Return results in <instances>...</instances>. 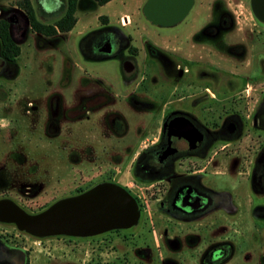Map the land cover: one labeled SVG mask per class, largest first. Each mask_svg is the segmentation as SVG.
Instances as JSON below:
<instances>
[{"label":"flooded vegetation","instance_id":"flooded-vegetation-1","mask_svg":"<svg viewBox=\"0 0 264 264\" xmlns=\"http://www.w3.org/2000/svg\"><path fill=\"white\" fill-rule=\"evenodd\" d=\"M162 2L161 15L152 0H132L127 14L101 12L77 31L69 53L77 61L63 59L66 78L42 102L26 94L20 47L14 55L0 40V202L33 214L107 187L126 194L137 213L86 234H36L1 217L0 224L30 237L83 240L94 250L86 264H264L248 250L238 261L229 235L237 202L218 182L245 179L248 230L261 249L264 0ZM20 18L7 20L17 43L30 30L38 45L66 44L68 31L40 33L29 21L22 36ZM32 199L43 201L21 202ZM106 247L113 254L101 259ZM21 248L0 237V264L28 263Z\"/></svg>","mask_w":264,"mask_h":264},{"label":"rangeland","instance_id":"rangeland-1","mask_svg":"<svg viewBox=\"0 0 264 264\" xmlns=\"http://www.w3.org/2000/svg\"><path fill=\"white\" fill-rule=\"evenodd\" d=\"M32 1L36 9V14L37 16L39 15L38 18H40V16H45V14L42 15V13L38 11L37 6H40L45 2V7L48 8H45L47 11L53 10V12H59L62 4V0H39V2L38 0L37 2L36 0ZM14 6H17L15 4V0H0V10L3 12L8 10L10 7L15 8ZM131 7L132 0H109L103 5H97L91 1L90 3H86L85 0L81 1L78 3L75 10V15L77 17L76 22L68 32H62L64 37H67L66 44L61 38L58 45H50L49 43L38 45L35 37H33V33H31L30 30H26L24 39L18 42L20 52L17 56V63L24 66L22 68L23 72L21 70L20 74H24L25 76L27 83V96H38L39 101L42 102L44 101L48 91L52 88L57 89L60 87V77L65 75L66 78V71L63 67V59L69 57L77 61L75 55L73 56L69 54L70 52H73V44L79 37V35H77V31L95 25L98 21V12H108L110 15H119L123 11L130 12ZM57 14L58 13H55L54 15ZM49 20L50 19H46V21ZM66 54L68 55L66 56ZM20 74L12 79V86H14L10 91L12 95L19 94V80L22 79ZM70 75L75 79L76 74L74 71H72ZM61 89H59V92ZM63 90L64 91H61V93L67 94V89L63 88ZM245 142L248 143L247 140H245L244 143ZM242 146L245 147L246 145ZM241 175L244 174L241 173ZM243 181H245V179H218L220 185L228 187L233 191L237 202L238 214L234 217L235 222L232 223L229 235L237 245L235 255L239 258L238 261L241 260V257L246 250L250 251L251 256H254L255 254L264 255V246L261 247V249L255 248V245L258 244V239H256L253 232L248 230L251 225L247 211L248 189L247 185ZM42 201L43 200L32 199L21 202L27 203L29 207H34L37 203ZM0 237L10 243L13 242L16 245H20V247L22 246L21 249H25L28 253V264H86L88 253L91 252V254H94V250L90 251L89 246L84 243L83 240L70 242L64 237H30L24 233H20L17 229L12 228L9 225L6 226L0 224ZM262 239H264L263 235ZM112 254L113 252L109 247H106L105 249L101 248L100 254L97 253L101 259H108Z\"/></svg>","mask_w":264,"mask_h":264},{"label":"water","instance_id":"water-1","mask_svg":"<svg viewBox=\"0 0 264 264\" xmlns=\"http://www.w3.org/2000/svg\"><path fill=\"white\" fill-rule=\"evenodd\" d=\"M153 15H161L162 0H152ZM0 16L8 21L21 17L24 35L28 19L14 9L0 10ZM137 213L130 198L122 191H111L107 187L88 190L80 195L50 204L37 213H26L10 202H0V217L13 221L18 227L36 234L68 233L86 234L105 226L128 224L136 219Z\"/></svg>","mask_w":264,"mask_h":264},{"label":"trees","instance_id":"trees-1","mask_svg":"<svg viewBox=\"0 0 264 264\" xmlns=\"http://www.w3.org/2000/svg\"><path fill=\"white\" fill-rule=\"evenodd\" d=\"M79 0H62L61 8L59 12L49 11L46 12L39 7H37L40 13L45 14V16H40L38 18L36 14V9L33 6L31 0H15V4L20 8L16 9L21 14L26 15L30 26L33 30H36L40 33L50 34L58 31H67L69 30L76 21L75 10L77 8ZM95 3L101 4L106 0H93ZM58 13L57 15H54ZM51 14V15H50ZM43 18V19H42ZM53 19L52 21H46V19ZM0 40L1 47L3 50L10 49L11 52L16 55L19 52L18 43L11 38L8 30V21L4 17L0 16ZM23 264H28L27 262Z\"/></svg>","mask_w":264,"mask_h":264},{"label":"crops","instance_id":"crops-1","mask_svg":"<svg viewBox=\"0 0 264 264\" xmlns=\"http://www.w3.org/2000/svg\"><path fill=\"white\" fill-rule=\"evenodd\" d=\"M81 1H83V0H79L78 3H80ZM90 1H91V2H94L93 0H85L86 3H90ZM107 1H109V0H106L105 2H107ZM31 2H32V4H33V1H32V0H31ZM36 2H37V0H36ZM38 2H39V0H38ZM43 2H44V1H43ZM105 2H103V3H101V4H98V3H95V2H94V4H97V5H103ZM33 6H34V5H33ZM37 7H39V8L42 9V10H44V9L46 8V7H45V2H44V4H42V5H40V6H37ZM46 9H48V8H46ZM46 9H45V10H46ZM49 9H50V8H49ZM52 9H53V8H52ZM46 11H47V10H46ZM47 12H49V11H47ZM100 13H101V12H98L97 15H99ZM122 13H123V14H127L126 11H123ZM122 13H121V14H122ZM25 16H26V15H25ZM75 16H76V15H75ZM49 19H50L49 21H52V20H53V19H51V18H49ZM76 20H77V17H76ZM75 22H76V21H75ZM75 22H74V23H75ZM71 28H72V27H71ZM71 28H70V29H71ZM70 29H69V30H70ZM69 30H67V31H69ZM78 32H79V31H78Z\"/></svg>","mask_w":264,"mask_h":264},{"label":"built area","instance_id":"built-area-1","mask_svg":"<svg viewBox=\"0 0 264 264\" xmlns=\"http://www.w3.org/2000/svg\"><path fill=\"white\" fill-rule=\"evenodd\" d=\"M121 20H122V18H121Z\"/></svg>","mask_w":264,"mask_h":264}]
</instances>
